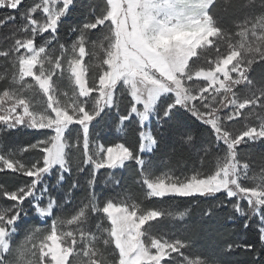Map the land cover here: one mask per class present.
Returning <instances> with one entry per match:
<instances>
[{"label":"snow or ice","instance_id":"snow-or-ice-1","mask_svg":"<svg viewBox=\"0 0 264 264\" xmlns=\"http://www.w3.org/2000/svg\"><path fill=\"white\" fill-rule=\"evenodd\" d=\"M0 264H264V0H0Z\"/></svg>","mask_w":264,"mask_h":264},{"label":"trees","instance_id":"trees-1","mask_svg":"<svg viewBox=\"0 0 264 264\" xmlns=\"http://www.w3.org/2000/svg\"><path fill=\"white\" fill-rule=\"evenodd\" d=\"M115 136V132L114 131H109L108 135L106 136V138L102 139V143L105 141H112L113 138ZM36 138H39V134L38 133H34V132H29L26 134H22L21 136L17 137L18 140L20 141H34ZM117 142V141H116ZM121 142V141H119ZM159 160H164L163 154L161 155V157L159 158ZM158 160V161H159ZM195 161H190V163H194ZM178 163H180V158L179 156L174 157L171 164H168L169 166L173 167L175 165H177ZM205 166H208V163L205 164ZM125 177V188L127 189L128 192H130L132 195L134 196H139L140 194V188L137 186V184L134 182V173L131 170H127L122 174ZM11 179V178H10ZM17 183H19V178H15ZM51 182V181H50ZM66 187V185H65ZM147 203H151V202H147ZM190 204V202L188 200H177L173 207L176 209H183L185 207H188ZM196 211L197 214H199L200 210L204 207H206L207 205L204 203H201V205L197 208L195 205H192ZM242 259V257H241Z\"/></svg>","mask_w":264,"mask_h":264},{"label":"rangeland","instance_id":"rangeland-1","mask_svg":"<svg viewBox=\"0 0 264 264\" xmlns=\"http://www.w3.org/2000/svg\"><path fill=\"white\" fill-rule=\"evenodd\" d=\"M114 131V130H113ZM108 132H109V129L108 128H104L103 130H102V132H101V135L104 137V138H106V136L108 135ZM119 142V141H121V142H123V140H122V138L118 135V134H116L115 133V136H114V138H113V140H112V142ZM101 142H102V140H101ZM168 167H171V166H169L168 164H165L164 163V160H159L158 161V163H157V170L159 171V170H167V168ZM102 171H104V170H102ZM125 172V171H124ZM123 172V173H124ZM122 173V174H123ZM53 180H54V177H53ZM51 183V182H50ZM137 186L139 187V185L137 184Z\"/></svg>","mask_w":264,"mask_h":264}]
</instances>
